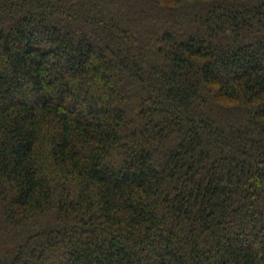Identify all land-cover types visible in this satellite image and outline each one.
Instances as JSON below:
<instances>
[{
    "label": "trees",
    "instance_id": "trees-1",
    "mask_svg": "<svg viewBox=\"0 0 264 264\" xmlns=\"http://www.w3.org/2000/svg\"><path fill=\"white\" fill-rule=\"evenodd\" d=\"M0 264H264V0H0Z\"/></svg>",
    "mask_w": 264,
    "mask_h": 264
}]
</instances>
